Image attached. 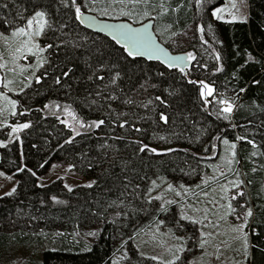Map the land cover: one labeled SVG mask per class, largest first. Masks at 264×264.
<instances>
[{
  "label": "trees",
  "instance_id": "16d2710c",
  "mask_svg": "<svg viewBox=\"0 0 264 264\" xmlns=\"http://www.w3.org/2000/svg\"><path fill=\"white\" fill-rule=\"evenodd\" d=\"M122 1L0 0V32L42 12L46 47L38 80L16 96L9 118L29 126L19 141L0 148V169L18 179L15 191L0 198V257L15 244L24 251L35 244L41 248L35 264H113L119 249L125 258L118 264H164L143 255L133 239L157 220L191 225L174 205L149 198V184L158 178L198 183L225 141L238 142L246 188L234 203L251 213L246 264H264V0H247L240 22L212 17L224 0ZM77 9L99 19L102 11H123L120 20L132 25L153 20L158 41L173 54L179 51L172 41L198 23L204 41L194 32L187 48L194 57L182 72L128 55L84 28ZM203 85L227 99L239 97L229 119L205 102ZM65 111L79 122L78 134L64 123ZM52 163L94 184L40 186L38 176ZM92 230L93 242L78 239Z\"/></svg>",
  "mask_w": 264,
  "mask_h": 264
},
{
  "label": "rangeland",
  "instance_id": "374dc122",
  "mask_svg": "<svg viewBox=\"0 0 264 264\" xmlns=\"http://www.w3.org/2000/svg\"><path fill=\"white\" fill-rule=\"evenodd\" d=\"M126 3L127 0H123L121 5ZM122 13L102 11L98 15L107 20L118 21L122 19ZM212 17L227 22L245 21L247 0H224L223 4L213 10ZM143 21L137 19L135 23L140 24ZM43 23L44 27L39 36H13L12 33L19 28L0 32V136H7L0 137V148L19 141L20 134L25 129L22 125H29L27 122L10 123L9 118L16 112V96L38 80V73L45 65L46 47L41 43L45 15ZM38 27L39 22L33 21L31 29L28 28V22L20 28L33 33ZM194 32L200 36L202 43V26L198 23L194 28L181 33L171 44L178 53H187L190 61L194 54L187 48L194 38ZM25 41L28 42L27 45ZM202 92L201 96L212 106L215 113L226 119L231 117L239 100L238 96L227 99L225 93L215 94L210 85H203L200 93ZM225 108L230 111H224ZM62 115L72 134H78L81 127L75 117L68 111ZM238 155V142L228 144L223 141L216 160L212 162L211 173L202 176L198 183L187 185L165 178L152 180L148 187V197L156 199L161 207L174 205L179 219L187 221L191 229L176 225L175 219L170 220L168 225L157 220L133 239L134 246L143 255L164 264L174 263L179 259H184L186 264H246V219L249 210H241L234 203L246 189L239 172L241 164L238 162ZM56 180H60L67 190L94 184V180L82 178L72 172L69 166L60 163H52L43 175L38 176V184L42 187ZM17 183L15 174L0 169V198L8 196V193L12 194ZM96 234V230L85 231L77 238L88 244L94 241ZM52 235L55 237L59 234ZM47 246L48 243L42 244V247ZM40 249L33 244L28 251H24L21 244H15L7 250L6 256L0 257V264H35ZM121 250L115 253L113 264H118L125 258V252Z\"/></svg>",
  "mask_w": 264,
  "mask_h": 264
},
{
  "label": "water",
  "instance_id": "95a60500",
  "mask_svg": "<svg viewBox=\"0 0 264 264\" xmlns=\"http://www.w3.org/2000/svg\"><path fill=\"white\" fill-rule=\"evenodd\" d=\"M79 22L87 30L104 35L124 48L132 57H140L149 61H159L168 68H175L184 72L189 68L191 61L187 53H171L158 41L153 20H147L139 25H132L128 21H111L99 19L92 14L80 11L77 14Z\"/></svg>",
  "mask_w": 264,
  "mask_h": 264
},
{
  "label": "snow or ice",
  "instance_id": "6c2138e0",
  "mask_svg": "<svg viewBox=\"0 0 264 264\" xmlns=\"http://www.w3.org/2000/svg\"><path fill=\"white\" fill-rule=\"evenodd\" d=\"M77 12L79 13V9H77ZM43 17H44V14L41 13V12H36L35 13V16L28 20V28L31 29L32 28V25H33V21H38L39 22V27L37 28V30L33 33H30L29 31H26L25 28H19L18 30H16L15 32L12 33L13 36H30V35H36V36H39L40 35V32L41 30L43 29L44 27V23H43ZM27 41H25V45H27ZM17 51H19V49H17ZM134 53L132 51L129 50V55H133ZM65 75H67L65 73ZM59 82V81H57ZM7 86V85H5ZM206 87V86H205ZM211 93V89H209V94ZM203 95V92L201 93ZM13 106H15L13 104ZM224 111H230L229 108H225ZM163 118V117H162ZM102 123V121H101ZM29 125L27 124H24L22 125V127L24 128H27ZM143 151V149H141ZM154 151V150H153ZM9 195H11V193H8ZM248 215H251V213L249 212Z\"/></svg>",
  "mask_w": 264,
  "mask_h": 264
}]
</instances>
